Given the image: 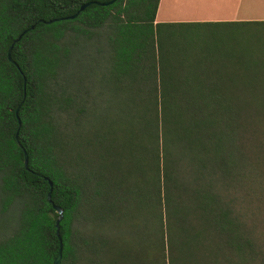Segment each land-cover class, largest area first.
Returning a JSON list of instances; mask_svg holds the SVG:
<instances>
[{"label":"trees","instance_id":"obj_1","mask_svg":"<svg viewBox=\"0 0 264 264\" xmlns=\"http://www.w3.org/2000/svg\"><path fill=\"white\" fill-rule=\"evenodd\" d=\"M104 1L0 0V264H264V21Z\"/></svg>","mask_w":264,"mask_h":264},{"label":"rangeland","instance_id":"obj_2","mask_svg":"<svg viewBox=\"0 0 264 264\" xmlns=\"http://www.w3.org/2000/svg\"><path fill=\"white\" fill-rule=\"evenodd\" d=\"M163 10L169 13V19H195L206 16L219 17L227 16L231 0H162ZM186 21V20H178ZM197 21V20H191ZM201 21V20H199ZM95 85L104 86L103 83L94 82ZM14 208L3 214L0 213V236H5L13 228L15 223ZM131 227H141L132 225Z\"/></svg>","mask_w":264,"mask_h":264},{"label":"crops","instance_id":"obj_3","mask_svg":"<svg viewBox=\"0 0 264 264\" xmlns=\"http://www.w3.org/2000/svg\"><path fill=\"white\" fill-rule=\"evenodd\" d=\"M217 2V0H215ZM228 5L229 13L227 16L195 19H169V13L163 10V1L158 0L154 22H171L178 20H201V21H264V0H231Z\"/></svg>","mask_w":264,"mask_h":264},{"label":"water","instance_id":"obj_4","mask_svg":"<svg viewBox=\"0 0 264 264\" xmlns=\"http://www.w3.org/2000/svg\"><path fill=\"white\" fill-rule=\"evenodd\" d=\"M113 1H114V0H108V1H104V2L96 3V4H100V5H108V4H110L111 2H113ZM87 4H88V3H84V4L80 5V7H79L78 10H82ZM74 16H75V14H72V15H70L69 17H70V18H73ZM19 36H20V35H18V37H16V39H14V40H17V39L19 38ZM14 40L11 41V43H10L8 49H7V57H8V58H9V51H10V49H11V46H12ZM17 122L19 123V120H18V119H17ZM25 164H26V154L23 153V165H25ZM49 183H50V182H49ZM46 198H47L48 201H50V198H49V192L46 194ZM52 207H53V209L55 210V212H56V214H57V217H56V219H55V221H54V225H55V227H56V233H57L58 222L60 221V219H61V217H62V210H61V208H60L59 206L54 205V204H52ZM60 255H61V244H60V242H59L58 250H57V252H56V254H55V256H54V258H53L51 264H58V263H59V260H60Z\"/></svg>","mask_w":264,"mask_h":264}]
</instances>
